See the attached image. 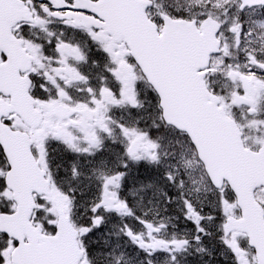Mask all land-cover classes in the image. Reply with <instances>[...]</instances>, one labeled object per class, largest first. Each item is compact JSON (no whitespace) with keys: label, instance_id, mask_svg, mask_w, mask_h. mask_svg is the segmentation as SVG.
Masks as SVG:
<instances>
[{"label":"snow or ice","instance_id":"snow-or-ice-1","mask_svg":"<svg viewBox=\"0 0 264 264\" xmlns=\"http://www.w3.org/2000/svg\"><path fill=\"white\" fill-rule=\"evenodd\" d=\"M0 264H264V0H0Z\"/></svg>","mask_w":264,"mask_h":264}]
</instances>
